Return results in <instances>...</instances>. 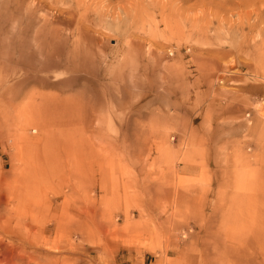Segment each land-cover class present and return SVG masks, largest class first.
Masks as SVG:
<instances>
[{
	"label": "rangeland",
	"instance_id": "1",
	"mask_svg": "<svg viewBox=\"0 0 264 264\" xmlns=\"http://www.w3.org/2000/svg\"><path fill=\"white\" fill-rule=\"evenodd\" d=\"M0 264H264V0H0Z\"/></svg>",
	"mask_w": 264,
	"mask_h": 264
}]
</instances>
